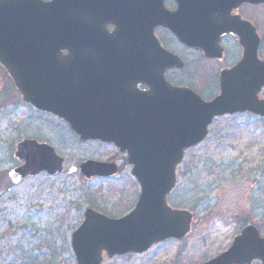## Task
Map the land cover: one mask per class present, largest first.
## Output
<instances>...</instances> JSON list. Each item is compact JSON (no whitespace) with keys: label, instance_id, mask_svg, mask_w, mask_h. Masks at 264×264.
I'll list each match as a JSON object with an SVG mask.
<instances>
[{"label":"water","instance_id":"95a60500","mask_svg":"<svg viewBox=\"0 0 264 264\" xmlns=\"http://www.w3.org/2000/svg\"><path fill=\"white\" fill-rule=\"evenodd\" d=\"M162 1L132 6V14L126 6V17H131L126 21L129 32L141 33L149 40L154 27L162 25L182 40L190 31V8L199 22L207 19L210 9L206 0H193L191 7L182 3L175 12H169ZM224 1L230 7L264 4V0ZM80 6L79 0H0V65L24 102L64 120L79 142L100 140L126 153L131 175L139 185L133 209L120 218H110L86 208L70 236L76 264H101L104 254L108 258L141 254L163 241L180 240L190 231L192 214L167 203L176 185L175 168L186 149L205 139L213 118L243 112L264 117V99L258 97L264 88V60L257 56L260 39L254 28L246 22L229 24L222 14L211 22L217 30L206 44L187 37L212 58L220 55V34L232 31L238 35L242 57L232 69L221 72L217 96L204 101L189 89L168 85L162 73L171 65L172 57L164 51L163 67L157 71L156 80L148 83L149 91H139L131 79H126L124 96L123 84L106 85L114 80L115 73L100 70L106 77L96 78L94 67L108 66L109 55L97 56L88 50L91 46L86 40L91 29L79 20ZM61 49L67 50V55H61ZM134 74L141 76L140 72ZM14 147L13 157L21 164L8 172L13 185L42 172L54 176L76 171V167L65 169L64 158L46 142L23 137ZM79 171L87 179L110 177L117 166L86 160ZM254 260L264 264V237L247 223L225 251L201 264H250Z\"/></svg>","mask_w":264,"mask_h":264},{"label":"rangeland","instance_id":"374dc122","mask_svg":"<svg viewBox=\"0 0 264 264\" xmlns=\"http://www.w3.org/2000/svg\"><path fill=\"white\" fill-rule=\"evenodd\" d=\"M256 11L258 55L264 59V6ZM9 83L0 70V264H76L69 240L84 209L120 218L133 208L138 184L117 148L78 142L67 123L35 110ZM208 132L203 142L185 151L168 197L170 206L193 214L191 231L141 254L105 256L101 264H200L225 250L245 220L264 236V119L222 116ZM21 137L52 146L66 168L86 160L119 159L118 173L87 179L79 170L55 176L42 172L13 185L8 172L21 164L13 157L14 142Z\"/></svg>","mask_w":264,"mask_h":264},{"label":"flooded vegetation","instance_id":"af4514ba","mask_svg":"<svg viewBox=\"0 0 264 264\" xmlns=\"http://www.w3.org/2000/svg\"><path fill=\"white\" fill-rule=\"evenodd\" d=\"M42 1L49 2L51 0ZM79 1L81 5L78 14L79 20L88 23L89 30L91 29L90 38L88 37L89 39L86 40L91 46V49L88 50L97 56L109 55L110 65L94 67L98 72L96 78L106 77L100 70H107L116 75H113L114 80L106 85H114V82L123 84L124 96H126V79H131L139 91L147 92L150 89L148 83L156 80L157 71L163 67L162 53L164 51L171 55L172 61L171 65L166 67L162 73L163 80L171 87L192 90L206 100L212 99L219 93L221 72L232 69L243 53L238 35L227 31L218 36L219 57H206L204 50L198 44L201 42L206 44L211 36L214 37L217 25L215 26L211 22H215L223 14L229 24L246 22L259 35V18L256 10L260 6H264L240 3L230 7L227 5L228 1L226 4L224 0H206V6L210 9L206 11L207 19L204 18L202 22L195 20V11L190 8L188 23L190 31L187 37L193 41L194 38L198 40V44H194L187 37L182 39L183 41L180 40L172 31L162 25L154 27L152 39L149 40L141 33L131 34L129 32L130 26L126 27V21H130L131 17H126V6L128 14H132L134 12L131 11L132 6L146 7L157 0ZM162 3L167 11L175 12L180 4L186 3L191 7L194 1L163 0ZM180 19L181 16H177L178 23H180ZM59 53L67 55L68 51L61 49ZM115 57L117 58L114 59ZM122 61H126V64H116ZM135 72H140L141 76L135 75ZM102 82L100 80V83ZM207 92H212V95L206 94ZM244 114L255 117L250 113ZM121 156L126 160L124 155ZM118 161L119 159L114 160V162Z\"/></svg>","mask_w":264,"mask_h":264},{"label":"trees","instance_id":"16d2710c","mask_svg":"<svg viewBox=\"0 0 264 264\" xmlns=\"http://www.w3.org/2000/svg\"><path fill=\"white\" fill-rule=\"evenodd\" d=\"M0 70L5 74V76L8 78V80H9V84H11V87L12 88H14L13 87V85H12V82H11V80L9 79V77L7 76V74H6V72L3 70V68L0 66ZM88 193H86V195H87ZM244 222H246V220L244 221ZM51 253H53V250H52V252ZM33 258H37V257H33ZM38 259V258H37ZM35 260V259H34ZM48 261H50L51 262V260L49 259V260H47L46 262H48ZM31 262H32V260H31ZM45 262V261H44ZM40 264H41V262H40Z\"/></svg>","mask_w":264,"mask_h":264}]
</instances>
